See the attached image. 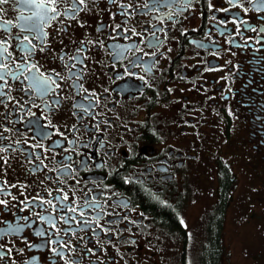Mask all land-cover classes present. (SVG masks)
<instances>
[{
    "label": "flooded vegetation",
    "instance_id": "1",
    "mask_svg": "<svg viewBox=\"0 0 264 264\" xmlns=\"http://www.w3.org/2000/svg\"><path fill=\"white\" fill-rule=\"evenodd\" d=\"M71 4L56 0L60 14L46 19L41 40L29 30L39 9L0 3L10 68L27 63L61 77L43 95L28 72L3 89L11 99L0 103L8 149L0 182L11 195H0L8 201L0 264H222L232 255L226 221L204 215L221 224L206 222L195 239L197 223L183 216L198 195H210L203 210L221 201L227 209L246 175L260 186L263 147L252 142L242 98L253 66L264 68V11L251 0H191L186 9L173 0H85L73 18ZM43 201L51 203L37 206ZM252 216L248 223L263 215ZM254 255L264 264V252Z\"/></svg>",
    "mask_w": 264,
    "mask_h": 264
},
{
    "label": "rangeland",
    "instance_id": "2",
    "mask_svg": "<svg viewBox=\"0 0 264 264\" xmlns=\"http://www.w3.org/2000/svg\"><path fill=\"white\" fill-rule=\"evenodd\" d=\"M260 63H262V60L253 66L254 70L256 68L258 70H255L253 75L250 76L252 82L245 89L244 97L246 98H242V102L248 103L246 106L247 110L245 111L248 114L250 135L253 137L252 142L258 148L263 147L260 153L262 154V158H264V136H262L264 134V105L261 103V101L264 102V92H260L264 88V71H262L264 68ZM261 82H263V85ZM245 178L249 186L247 185L242 188V185H240L238 190L235 189L230 193V196H233L234 199L227 209L223 207L220 209L221 201L214 205L212 210H203V204L209 200L210 195L206 197L198 195L196 200L191 198V205L183 216L186 226L197 223L195 239H199L204 235L206 228L203 225H206V222L212 221L202 220L204 215L208 213L221 215L222 220L226 221L227 241L232 250V255H226V259L222 261V264H258L261 256H256L255 258L254 254L258 250L259 252H264V171L262 174L261 172L259 173V179L261 180L259 188L256 185L254 175H246ZM256 197L259 199V202L254 200ZM223 209L224 213L221 214ZM256 213L263 215L260 223H248V216L250 214L254 216ZM198 216L201 217L198 218ZM222 220L219 219L217 223L209 222L210 228L213 227V230L215 226L218 228ZM199 243V240L196 241L194 246L197 248ZM195 247L191 251H194Z\"/></svg>",
    "mask_w": 264,
    "mask_h": 264
},
{
    "label": "snow or ice",
    "instance_id": "3",
    "mask_svg": "<svg viewBox=\"0 0 264 264\" xmlns=\"http://www.w3.org/2000/svg\"><path fill=\"white\" fill-rule=\"evenodd\" d=\"M6 0H0V3H4ZM20 3H23L24 5L28 7H34L36 9H39L40 11L34 12L33 16L37 18L38 23H33L29 25V30L37 33L38 38L41 40L46 35V33L43 30V24L46 21V19H51L56 15H59V11L56 7L53 5L55 4L56 0H19ZM174 3H183L184 8L186 9L190 3L191 0H173ZM230 3H233V0H229ZM253 3V7L258 11H264V0H251ZM83 6H85V0H72V4L69 6V8L66 10L65 14L70 15L73 18L75 15L83 10ZM148 5L146 4L145 7ZM234 6H237L234 3ZM242 7V5H240ZM224 11H228L227 9H224ZM244 11H247V9H244ZM27 20H32L33 17H27ZM0 29L7 30V27L5 24H0ZM254 30V29H250ZM261 31H264V28L261 29ZM25 41H28V45L26 47H22V51L25 54H31L35 52V46L31 44V41L27 36L23 38ZM229 43H232V41H229ZM43 49L41 48V51ZM11 58V53L8 50L7 41L0 40V103H4L5 99H11V96L9 93L5 92L3 89L8 87V78L10 77L13 80H17L20 78L21 75H24L25 72L31 73V76H25V79H31L32 84L30 87L33 86H39L41 94H47L48 92L54 91L55 88H59L60 85L57 83L58 79H61L59 76V73H56L55 75H49L47 77L43 76V74H38V69L35 68V65L31 64H23V65H16V70L13 71L10 68V65L6 63V61H9ZM63 60V56L61 57ZM71 60H78V57H70ZM82 62V61H81ZM69 71V78H72L75 76L77 79L79 78V73H73L71 69L75 68V64L67 65L66 66ZM56 103H59V101H56ZM47 107V105H46ZM45 136L49 135L48 133H44ZM7 139L3 135L2 132H0V141H3ZM40 147H43V145H40ZM7 147L0 145V152L7 151ZM3 159V156H0V160ZM0 195L10 196L11 193L6 191V182H0ZM13 199H15L13 197ZM59 199V198H58ZM62 199H67V196L62 197ZM8 201L6 199H0V204L7 205ZM50 201H43L42 204L37 205L42 207L43 204H49ZM72 212L76 211V208H71ZM83 211L80 212V215L83 216ZM39 216V214H37ZM40 220L47 221L51 227H55V218L51 216H39ZM62 219H64L62 217ZM71 219L74 218H68L65 219V223H68ZM18 228H10L8 231L11 233L18 232ZM37 235H42L43 230L36 233ZM63 247L67 248V245H63ZM10 251V250H9ZM53 252H55L57 255H60L63 258V253L61 251H58L57 249H53ZM4 255V253L0 252V256Z\"/></svg>",
    "mask_w": 264,
    "mask_h": 264
},
{
    "label": "trees",
    "instance_id": "4",
    "mask_svg": "<svg viewBox=\"0 0 264 264\" xmlns=\"http://www.w3.org/2000/svg\"><path fill=\"white\" fill-rule=\"evenodd\" d=\"M262 258V257H261ZM257 260H258V258H257Z\"/></svg>",
    "mask_w": 264,
    "mask_h": 264
},
{
    "label": "bare ground",
    "instance_id": "5",
    "mask_svg": "<svg viewBox=\"0 0 264 264\" xmlns=\"http://www.w3.org/2000/svg\"><path fill=\"white\" fill-rule=\"evenodd\" d=\"M98 110V109H97Z\"/></svg>",
    "mask_w": 264,
    "mask_h": 264
}]
</instances>
